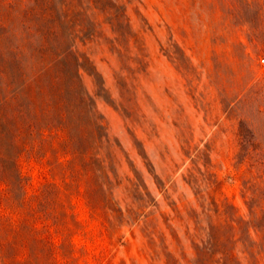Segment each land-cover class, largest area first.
<instances>
[{"label":"rangeland","instance_id":"374dc122","mask_svg":"<svg viewBox=\"0 0 264 264\" xmlns=\"http://www.w3.org/2000/svg\"><path fill=\"white\" fill-rule=\"evenodd\" d=\"M128 13L143 47L132 89L123 92L105 44L85 46L98 73L84 72L123 178L93 200L82 183L57 200L59 223L32 222L35 264H186L201 209L186 177L198 152V166L223 180L217 195L246 210L241 178L227 176L240 136L264 140V0H134ZM23 163L41 179V162Z\"/></svg>","mask_w":264,"mask_h":264},{"label":"trees","instance_id":"16d2710c","mask_svg":"<svg viewBox=\"0 0 264 264\" xmlns=\"http://www.w3.org/2000/svg\"><path fill=\"white\" fill-rule=\"evenodd\" d=\"M133 2L0 0V264H35L43 249L29 245L37 236L32 222L59 223L57 200L72 197L82 183L93 200L123 178L96 95L84 82V72L98 73L85 46L97 42L116 53L123 92L131 90L143 61L128 13ZM263 141L240 136L237 172L227 176L241 178L243 212L217 195L223 180L198 166L196 153L186 179L201 209L192 233L196 254L186 264H264ZM32 159L44 166L37 182L23 169ZM25 249L29 255L22 257Z\"/></svg>","mask_w":264,"mask_h":264},{"label":"built area","instance_id":"2783aa9c","mask_svg":"<svg viewBox=\"0 0 264 264\" xmlns=\"http://www.w3.org/2000/svg\"><path fill=\"white\" fill-rule=\"evenodd\" d=\"M259 60L260 63L264 66V55H261Z\"/></svg>","mask_w":264,"mask_h":264}]
</instances>
